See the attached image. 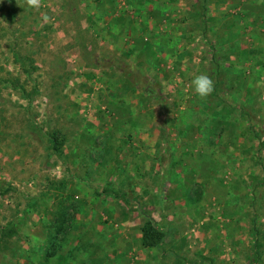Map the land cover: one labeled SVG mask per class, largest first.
<instances>
[{"label": "rangeland", "instance_id": "374dc122", "mask_svg": "<svg viewBox=\"0 0 264 264\" xmlns=\"http://www.w3.org/2000/svg\"><path fill=\"white\" fill-rule=\"evenodd\" d=\"M260 141L264 0H0V264H264Z\"/></svg>", "mask_w": 264, "mask_h": 264}, {"label": "trees", "instance_id": "16d2710c", "mask_svg": "<svg viewBox=\"0 0 264 264\" xmlns=\"http://www.w3.org/2000/svg\"><path fill=\"white\" fill-rule=\"evenodd\" d=\"M206 3L207 0H204ZM204 4V3H203ZM205 6V4H204ZM206 11V9H205ZM205 29H204V34L203 36L205 37V40L208 39L207 33H208V23L207 21H204L203 23ZM209 40V39H208ZM211 62L213 65L216 67V83H215V88L218 89L221 84H223L220 79H219V74L221 73L222 67V62L221 59L217 58V52L216 49L213 48V54H212V59ZM240 81V79H239ZM152 91V90H151ZM247 95L248 92H247ZM52 147L55 152H59V149L61 147V142L59 140V137L57 134L53 135L52 138ZM264 151V141H260L258 145V155L259 159L261 158V153ZM261 165V163H260ZM262 166V165H261ZM145 225L142 227L141 233H142V246L146 249H161L165 243L166 235L165 233L159 228V226L156 224L153 218L150 216H145ZM2 230V237H0L1 240H3L4 236L9 234L10 232L13 233L14 230H10L8 227H5ZM48 258V257H47Z\"/></svg>", "mask_w": 264, "mask_h": 264}, {"label": "clouds", "instance_id": "9594fccd", "mask_svg": "<svg viewBox=\"0 0 264 264\" xmlns=\"http://www.w3.org/2000/svg\"><path fill=\"white\" fill-rule=\"evenodd\" d=\"M29 4L33 7H39V0H29ZM44 20L48 17L45 15ZM191 87L195 94L201 98H206L214 91L213 80L208 74H199L191 80Z\"/></svg>", "mask_w": 264, "mask_h": 264}]
</instances>
